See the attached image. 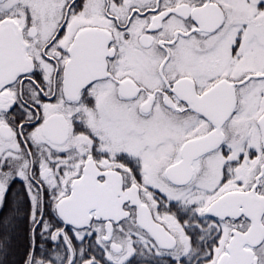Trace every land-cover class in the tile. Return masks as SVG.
Wrapping results in <instances>:
<instances>
[{
  "label": "snow or ice",
  "instance_id": "6c2138e0",
  "mask_svg": "<svg viewBox=\"0 0 264 264\" xmlns=\"http://www.w3.org/2000/svg\"><path fill=\"white\" fill-rule=\"evenodd\" d=\"M0 264H264V0H0Z\"/></svg>",
  "mask_w": 264,
  "mask_h": 264
}]
</instances>
